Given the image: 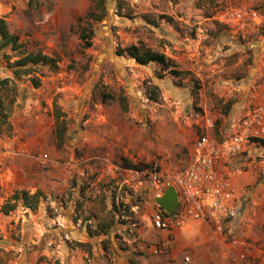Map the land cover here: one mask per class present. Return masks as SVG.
<instances>
[{"label": "rangeland", "instance_id": "374dc122", "mask_svg": "<svg viewBox=\"0 0 264 264\" xmlns=\"http://www.w3.org/2000/svg\"><path fill=\"white\" fill-rule=\"evenodd\" d=\"M95 1L0 0L20 49L54 61L15 76L16 51L0 54V78L9 79L2 95L14 97L11 129L0 130V206L14 190L44 194L33 210L0 211V264H72V248L88 254L77 242L84 217L90 229L114 221L109 235L123 247L132 222L150 223L158 207L144 180L129 188L118 169L177 172L205 117L213 121L209 137L220 141L264 100V0H103V13ZM229 11L237 16L226 21ZM139 43L182 74L114 52ZM153 85L154 101L146 95ZM103 92L112 98L102 101ZM253 148L237 166L252 174L238 198L253 199L264 225V145Z\"/></svg>", "mask_w": 264, "mask_h": 264}, {"label": "crops", "instance_id": "0c3cea01", "mask_svg": "<svg viewBox=\"0 0 264 264\" xmlns=\"http://www.w3.org/2000/svg\"><path fill=\"white\" fill-rule=\"evenodd\" d=\"M204 133L209 136L207 128ZM252 152L253 146H247L243 157ZM191 157L192 150L188 163ZM241 158L230 161L223 159L221 162V169L228 170L232 184L231 198L226 203L222 234L200 220H188L180 227L169 230L154 228L149 221L144 226H137L134 222L131 224L133 229L126 228L132 235L124 238V249H120L109 236L110 246L106 253L101 245L104 237L90 238L86 232H82V239H77V242L88 244V254H84L77 247L72 248V264H84L82 256L91 264H182L184 254L190 257L191 264H239L237 255L240 252L258 257L264 250V225L257 215L260 211L250 204L254 203L253 199L247 202L246 198H238L240 191H243L245 184L252 178L250 169L242 172L237 168ZM231 163L232 167H229ZM236 169L237 172H234ZM36 189L39 188L34 190ZM135 238L138 239L136 242ZM233 240L237 244H233ZM162 245L163 252L158 253L157 248Z\"/></svg>", "mask_w": 264, "mask_h": 264}, {"label": "built area", "instance_id": "2783aa9c", "mask_svg": "<svg viewBox=\"0 0 264 264\" xmlns=\"http://www.w3.org/2000/svg\"><path fill=\"white\" fill-rule=\"evenodd\" d=\"M236 16L237 11H229L226 21ZM204 125L211 128L212 119L205 117ZM228 130L227 138L220 141L211 139L205 133L198 135L193 142L190 162L177 172H162L156 165L144 170L118 169L125 186L133 188L144 180L153 198L161 196L166 188L174 187L176 210L171 214L157 206L151 214L154 228L169 230L180 227L188 220H200L210 224L216 232H224L226 203L231 198L232 184L228 170L221 169V162L223 159L230 161L243 157L247 146L257 144L253 139L264 141V100L254 104L237 121L231 122ZM233 244L237 242L233 240ZM164 245L157 248L158 253L163 252ZM237 260L239 264H264V250L258 257L240 252ZM181 261L182 264H191L187 254L182 256Z\"/></svg>", "mask_w": 264, "mask_h": 264}, {"label": "trees", "instance_id": "16d2710c", "mask_svg": "<svg viewBox=\"0 0 264 264\" xmlns=\"http://www.w3.org/2000/svg\"><path fill=\"white\" fill-rule=\"evenodd\" d=\"M94 8L99 9L101 13L104 12L103 0H96L94 3ZM91 14V12H90ZM80 38L84 39L87 46L90 45L88 36L85 32L80 33ZM87 38V39H86ZM21 44L18 41L17 35L11 33L2 17H0V54H3L4 50L9 49L10 51H16V59L10 63V66L13 67L12 73L17 76L19 74L28 75L31 72L32 68L41 65V66H53L54 61L50 57L40 53V52H25L20 49ZM115 54L117 56H125L129 59H133L135 63L139 65L154 64L159 67L161 71L171 75L178 76L182 74V71H179L176 68V65L172 59L166 57L163 53L151 49L141 43L139 44H129L125 47H117L115 49ZM8 58L7 55H3ZM33 83V86L36 87L38 82L33 78L30 79ZM9 82L8 78H0V130L11 129V124L9 121V116L11 112V106L14 101L13 94L8 95V93L2 95V91L7 90V84ZM147 98L149 100H156L158 96V88L153 85L148 88L146 91ZM102 101L112 98L109 93H101ZM121 100V99H120ZM123 100V99H122ZM121 102V101H120ZM123 102V101H122ZM125 109V107H123ZM55 136L58 141H61L62 138V127L55 128ZM260 145H264V141L261 139H253ZM44 198V194L41 190L36 189L34 192L29 193L27 190L20 189L14 190L2 203L0 206V211L3 214L12 212L18 205L23 208L33 210L35 209L40 201ZM160 208V207H159ZM128 211H123V215L127 216ZM77 218H73L75 222ZM89 217H84L80 219L82 224H85L86 233L88 237H104L101 241L103 250L107 249V244H110L109 240V230L114 224V221H110L106 224H98L96 229H90L87 226ZM134 223V222H132ZM124 224V223H123ZM116 236V235H115ZM117 238V237H115ZM120 249H124L121 246H118ZM131 262V261H130Z\"/></svg>", "mask_w": 264, "mask_h": 264}, {"label": "water", "instance_id": "95a60500", "mask_svg": "<svg viewBox=\"0 0 264 264\" xmlns=\"http://www.w3.org/2000/svg\"><path fill=\"white\" fill-rule=\"evenodd\" d=\"M157 206L168 213H174L177 207L176 191L170 186L164 190L161 196L154 198Z\"/></svg>", "mask_w": 264, "mask_h": 264}]
</instances>
